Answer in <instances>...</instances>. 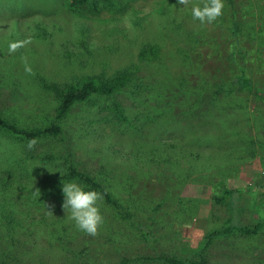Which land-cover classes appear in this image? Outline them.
<instances>
[{
  "label": "rangeland",
  "instance_id": "obj_1",
  "mask_svg": "<svg viewBox=\"0 0 264 264\" xmlns=\"http://www.w3.org/2000/svg\"><path fill=\"white\" fill-rule=\"evenodd\" d=\"M224 5L201 26L177 0H0V116L59 128L34 142L0 129V232L30 231L0 239V264H264V225L206 244L264 221V0ZM123 71L127 87L56 119L63 87ZM71 170L114 202L95 236L63 219Z\"/></svg>",
  "mask_w": 264,
  "mask_h": 264
},
{
  "label": "trees",
  "instance_id": "obj_2",
  "mask_svg": "<svg viewBox=\"0 0 264 264\" xmlns=\"http://www.w3.org/2000/svg\"><path fill=\"white\" fill-rule=\"evenodd\" d=\"M84 2L85 0H81ZM152 55H155L153 49L149 50ZM132 77L128 71H123L116 74L113 78L109 80H102V79H95V78H86L82 82H78L75 84H70L68 86L63 87V89L58 92V110L56 114V119H61L67 113V110L76 102L85 101L93 95L98 96H111L119 92L120 90L127 87L130 83ZM239 86H244V81L236 80ZM235 81V82H236ZM53 89H57L55 86H52ZM254 94L260 95L264 98V92L259 90L254 91ZM113 111L115 116L118 120L124 122L126 120L125 116L123 115L122 108L119 104H115L113 107ZM0 129L12 137H17L22 141L34 142L40 137H44L45 135L56 134L59 132V128L52 126L49 129H32V130H20L16 128L13 124L7 122L0 116ZM261 173H262V183H261V191L264 197V157L262 158L261 162ZM71 175L77 181L84 183L85 185L89 186L91 190H95L102 194V197L108 203L114 204L113 200L109 196V194L102 189L101 185L94 179L90 178L87 174L77 172L75 170H71ZM237 194L232 192V197H234V203L237 202ZM264 225V221L255 225L252 228L247 227H224L221 230H216L207 236L206 244H209L213 239L219 236H225L227 234L237 232L242 235H254L257 231H259L262 226ZM19 229L17 231L11 230L9 234L4 233L3 231L0 232V239L3 238L6 241H10V243L14 246L17 243L23 244L26 240V237L29 235L30 231H28L24 226L19 225ZM26 233L28 235H26ZM17 235V236H16ZM23 239V240H22ZM150 261H159L163 262L164 264H188L183 260H177L173 258L167 257H157L152 259H145ZM127 264V263H121ZM194 264V263H189Z\"/></svg>",
  "mask_w": 264,
  "mask_h": 264
},
{
  "label": "clouds",
  "instance_id": "obj_3",
  "mask_svg": "<svg viewBox=\"0 0 264 264\" xmlns=\"http://www.w3.org/2000/svg\"><path fill=\"white\" fill-rule=\"evenodd\" d=\"M177 3L180 5L175 8L177 15L190 12L192 20L201 26L217 21L223 15L225 7L224 0H203L202 3H196L194 0H177ZM56 172H59L61 176L67 174L59 169ZM61 191L63 194L61 205L64 211L63 219L70 221L78 232L95 236L104 223L99 207L103 198L102 194L89 189L88 186L73 178L62 181Z\"/></svg>",
  "mask_w": 264,
  "mask_h": 264
}]
</instances>
